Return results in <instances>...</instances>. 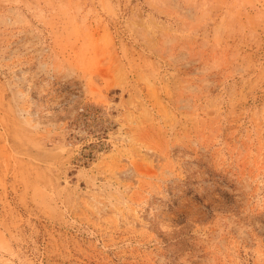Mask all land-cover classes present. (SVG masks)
Instances as JSON below:
<instances>
[{"label":"rangeland","instance_id":"obj_1","mask_svg":"<svg viewBox=\"0 0 264 264\" xmlns=\"http://www.w3.org/2000/svg\"><path fill=\"white\" fill-rule=\"evenodd\" d=\"M0 264H264V0H0Z\"/></svg>","mask_w":264,"mask_h":264}]
</instances>
